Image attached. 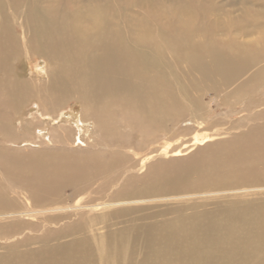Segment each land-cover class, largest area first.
I'll return each mask as SVG.
<instances>
[{"label": "bare ground", "instance_id": "6f19581e", "mask_svg": "<svg viewBox=\"0 0 264 264\" xmlns=\"http://www.w3.org/2000/svg\"><path fill=\"white\" fill-rule=\"evenodd\" d=\"M27 58L45 63H34V78L21 71ZM71 100L82 108L74 120L78 130L87 137L94 132L101 143L123 147L137 136L140 145L147 144L155 128L183 116L190 129L203 122L210 129L194 133L181 148L162 141L146 161L180 155L186 147L234 131L222 143L197 149L185 169L181 165L169 173L156 161L141 186L128 177L119 196L134 188L151 192L192 185L193 174L201 177L197 182L209 174L264 181V0H0V130L14 136L10 121L31 101L38 109H25L30 112L19 121L18 137L30 143L33 131L45 135L48 124L41 121L54 120L44 142L70 144L75 127L61 124L67 121L61 106ZM86 126L94 131L88 133ZM6 143L10 149L18 142ZM6 156L0 154L2 169L11 161L15 165L8 168L12 177L0 178V264H264V201L210 213L178 210L167 217L163 212L115 228L107 223L99 233L97 222L130 209L78 213L65 223L64 210L90 212L96 205L78 198L61 208L46 207L68 200L64 187L122 160L119 151L94 165L77 160L65 171ZM61 156L56 164L66 158ZM17 168L22 169L18 176ZM93 242L102 245L95 250ZM139 245L143 253L136 259Z\"/></svg>", "mask_w": 264, "mask_h": 264}, {"label": "rangeland", "instance_id": "374dc122", "mask_svg": "<svg viewBox=\"0 0 264 264\" xmlns=\"http://www.w3.org/2000/svg\"><path fill=\"white\" fill-rule=\"evenodd\" d=\"M233 1L237 2V0ZM229 4H232V2L227 1V6ZM236 9L237 6H235L234 10ZM129 11L133 14L131 9H129ZM137 13V10H135L134 14ZM134 14L133 16H135ZM35 62H39L41 66L45 65V63L41 59L33 60L31 58H27L23 61L21 71L23 72V74H25V77L31 76L34 78L36 73H33L32 71H35L33 69V65ZM39 76L42 77L44 75ZM41 80L42 79H37L36 81L37 83H39ZM205 101L206 103H211L209 102V98H206ZM31 106H33L32 102L28 101L27 104L23 105V108L20 110L19 115L11 119L10 128L14 133V136L5 135L4 131L0 130V154L7 155L4 159L10 157L16 161H22L23 163H33L34 165L37 164L40 165L39 167H41L42 170H48L52 167H55L57 171H65L67 165L74 166L77 160H83L84 164L89 165H94V160L97 159H102L101 161H105L107 160L111 152H114L115 150L119 151L122 157V160L115 162L112 165L103 167L101 171L88 176L90 178L86 177L73 186L64 187L62 189V196L68 200L62 201L61 203H59V205L46 207L53 208L58 206L59 208H61L62 206H67V203H73L74 200L78 198H81V202L83 205H96V208L90 212H88L87 210H80L74 214L73 212H67L64 210L62 212V216H67L63 220V222L65 221V223L76 219V215L78 213H88L91 215L99 216L117 210L130 209L129 212L124 213L119 217L112 218L110 219V221H105L104 223L97 222L94 228H96V230L101 233L104 232L103 226L107 223H111L112 225H114L111 228H115L116 226H121L122 224H126L128 222L131 223L133 220H136V222H143L145 218L149 219L148 216L162 214L163 212H167V214L165 215L167 217L174 216L177 213L176 211L178 210H181L186 214L192 212L210 213L217 210H223L233 204H242V206H244L264 201V190H254V188L257 186H264V181H227L223 179L228 178H218L215 174H209L208 179L206 178V180L203 182H197L201 179V177H197L193 174L190 179L194 182L196 181L195 183L193 182L194 184L180 186L173 190L170 189L151 192H138L137 190L139 188H134L131 189V191H129L126 195L119 196L117 194L119 192L118 190L120 189V187H122L128 177H136V180L133 182L134 186H141L143 178L154 171L150 166L156 161H160L159 165H162L164 171L168 169L169 173L173 172L174 169L180 167L181 165V169H185L184 164L192 162L191 159L193 158L197 149L202 148L205 145H214L219 142L222 143L225 140L231 138V136L234 135V131H230L229 133L231 134L229 135L226 134L218 138L215 137L211 141L205 142L202 145L186 147L187 149L182 151V154L180 155L172 157H161L152 159L151 161H146L145 156L150 152L152 148H158L162 141L167 140L171 143L176 142L175 146L181 148L184 144L186 146L190 144V140L192 139V136H194V133H200L203 131L206 132L210 129L204 127L206 126L204 125V122L202 123V125H197L195 128L190 129L187 124L188 121H186L189 120L188 116H183L173 123H167V126L164 128H155L152 131L147 144L143 141V144L140 145L138 140L140 141L143 139L142 137L137 136L133 137L131 143L123 147L116 144L101 143L96 139H93L95 138L94 132L92 133L93 135L89 134L91 136L87 137L86 133H82L81 130H78L74 120L77 121L78 117L81 115L82 108L78 102L71 100L66 101L61 106L62 108L60 107L62 111H64L63 119L67 120L66 122H62L61 124L64 126L70 125L72 127H75L73 128L75 130V134L72 136V139H74V141L70 144L58 143L60 147H50L51 145H47L49 143L47 141L44 142V139L46 140V137L49 135L48 128L52 125L51 123H53L54 120L41 121L43 127H45V123L48 124V126H46L44 129L45 135L42 136V132L37 133L36 130L33 131L34 133L30 134V136L28 137L30 143L25 142L21 140V137H18L19 135L21 136V125L19 121L24 120V117H28V112L38 109V106H33V108H31ZM29 107L30 111H25V109ZM48 111L51 114H54L57 110L55 109ZM1 112H3V109ZM21 113L23 114L21 115ZM34 120L35 122H37V118L34 117L33 119V123L36 124ZM86 129L88 133L94 131L92 130L91 126H86ZM80 136L83 140L79 139ZM7 140H15L18 143L11 146L10 149H6L8 147V143H6ZM53 144L56 145V143ZM72 148H80L81 152L71 151L70 149ZM57 155L60 156L57 157ZM61 155L66 156V158L63 159V162H59L58 164H56L55 159L61 158ZM33 158H35L36 161H33ZM14 163L13 161H11L4 169H2L3 166H0V178L12 177V172L8 168ZM23 166L24 165H22V167ZM32 169L34 170L35 167H32ZM21 171L22 169L17 168V170L15 171L16 175L18 176ZM244 188H247L250 191L244 194L240 193L239 190ZM130 199H140L143 201L132 204L109 205L112 202L127 201ZM102 203H106V205L103 206ZM47 215H60V212H50ZM99 244L100 246L102 245L101 243ZM99 244L93 242V248L95 250L96 248L98 249L97 246H99ZM142 253V247L141 245H139L136 251L135 258H140L142 256Z\"/></svg>", "mask_w": 264, "mask_h": 264}]
</instances>
